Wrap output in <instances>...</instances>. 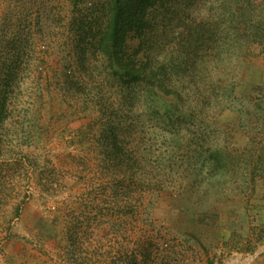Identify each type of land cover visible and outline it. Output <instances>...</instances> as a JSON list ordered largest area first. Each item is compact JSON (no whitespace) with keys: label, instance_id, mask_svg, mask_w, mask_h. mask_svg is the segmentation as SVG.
Masks as SVG:
<instances>
[{"label":"rangeland","instance_id":"1","mask_svg":"<svg viewBox=\"0 0 264 264\" xmlns=\"http://www.w3.org/2000/svg\"><path fill=\"white\" fill-rule=\"evenodd\" d=\"M103 1L0 0V264H264V0L158 9L164 87Z\"/></svg>","mask_w":264,"mask_h":264},{"label":"trees","instance_id":"2","mask_svg":"<svg viewBox=\"0 0 264 264\" xmlns=\"http://www.w3.org/2000/svg\"><path fill=\"white\" fill-rule=\"evenodd\" d=\"M168 1L104 0L98 7L99 20L102 21L99 23L94 52L101 58L111 60L113 65L118 64L128 81L131 79L137 82L143 79L149 84L164 87L171 81L173 74L179 75L181 72L184 75L187 71L182 58L176 62L174 54L168 53L164 54V62L156 53L154 55L151 48V41L161 27L158 16L154 14L160 8L166 11ZM244 23L247 24L246 21ZM185 28L190 29L187 25ZM130 34L139 42L134 53L127 55L123 50ZM9 76L6 75V82ZM1 107H4L3 103Z\"/></svg>","mask_w":264,"mask_h":264}]
</instances>
